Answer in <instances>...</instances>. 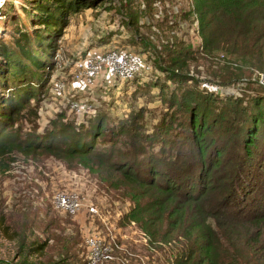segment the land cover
I'll return each instance as SVG.
<instances>
[{
  "label": "rangeland",
  "instance_id": "rangeland-1",
  "mask_svg": "<svg viewBox=\"0 0 264 264\" xmlns=\"http://www.w3.org/2000/svg\"><path fill=\"white\" fill-rule=\"evenodd\" d=\"M27 1L5 0L0 45H10L16 25L23 24L30 32L22 10ZM94 3L66 17L41 93L14 115L10 135L18 141L36 139L38 145L32 154L14 152L8 170L0 173V264H84L85 238L91 235L111 246V258L96 264H172L168 244L149 242L138 225L122 220L132 206V189H145L123 178L116 167L95 174L74 158L60 157L71 141L83 138L88 143L85 136L99 122L105 127L93 148L111 153V162L137 154L144 162L150 157L164 171L168 163L182 164L187 150L185 119L177 105L166 102L169 95L197 99L224 116L212 128L211 137L223 146L219 163L225 161L226 167L212 169L207 182L212 193L204 202L212 211V234L219 237V227L230 220L229 214L244 209V204L232 206L238 200L233 187L237 193L252 188L248 199L264 207V157L242 163L239 147L233 143L245 120L256 115L253 105L261 104L264 112V72L259 71L256 53L241 37L225 40L214 35L213 42L203 44L197 19L190 12L191 0ZM108 49L142 56L144 71L129 81L103 75L91 88L78 85L72 78L73 62ZM173 58L185 63L179 71L185 77L180 84L162 71ZM73 104L88 109L78 114ZM261 128L258 148L264 145ZM45 144L56 147L57 153L45 152ZM57 192L77 193L83 204L94 205L98 216L92 220L84 211L69 215L55 210L51 198ZM249 223L243 227L250 233ZM40 244L42 252L32 253ZM226 250L219 258L221 264H264L263 257L253 256L246 247Z\"/></svg>",
  "mask_w": 264,
  "mask_h": 264
},
{
  "label": "trees",
  "instance_id": "trees-1",
  "mask_svg": "<svg viewBox=\"0 0 264 264\" xmlns=\"http://www.w3.org/2000/svg\"><path fill=\"white\" fill-rule=\"evenodd\" d=\"M93 4L94 0H28L22 10L30 32L23 24L20 28L16 25V37L10 45H0V173L8 170L14 152L32 154L37 149L36 139L18 141L10 135L14 115L26 102L41 93L43 75L51 66L50 59L55 53L60 32L66 25V17ZM3 5H7L5 0L0 5V16L5 18ZM190 6V12L197 19L203 44L213 42L217 38L214 35L225 40L241 37L256 53L259 71L264 72L260 68L264 64V0H191ZM184 64L178 58H173L167 69L162 71L170 81L180 84L185 78L179 72ZM166 102L177 105L181 119H185L182 121L185 124L187 150L185 157H181L184 159L182 164L173 166L175 163H168L170 167L164 171L153 164L150 157H147L149 162H144L141 158L137 159V154L111 162V153L93 148L95 137L105 127V123L100 125L99 122L85 136L90 140L88 143L83 138L75 139L61 149L60 157L74 158L95 174L102 169L116 167L115 170L120 171L123 178L145 189L141 192L132 189V206L122 220L138 225L149 242L168 244L172 264H221L219 258L227 252V247H232L234 251L246 247L253 256L264 258V245L260 243L264 241V207L260 208L258 201L250 202L248 199L252 188H240L239 193L238 188H232L238 199L232 202V206L244 204V209L229 214L230 220L219 227V237L212 234L213 215L204 202L206 196L212 193V185L207 183L211 179L212 169L226 167L225 161L219 163L223 146L211 137L212 128L218 122H223L224 116L185 95H169ZM255 105L252 108L258 109L256 115L246 119L244 126L233 135L236 137L233 143L239 147L238 159L242 163L261 155L264 157V145L258 148L256 144L264 126V112L261 104L258 108V103ZM42 148L50 154H56L58 150L50 144ZM240 173L243 179L242 171ZM239 222L243 224L239 226ZM248 222L250 233L243 227ZM161 224L164 225L163 231L159 230ZM43 248L44 245H37L32 253H40Z\"/></svg>",
  "mask_w": 264,
  "mask_h": 264
},
{
  "label": "built area",
  "instance_id": "built-area-1",
  "mask_svg": "<svg viewBox=\"0 0 264 264\" xmlns=\"http://www.w3.org/2000/svg\"><path fill=\"white\" fill-rule=\"evenodd\" d=\"M144 68L142 56L130 51L108 49L75 60L72 66V78L76 83H79L78 85L91 88L94 86L97 77L104 75L106 78L124 82L132 80L141 71H144ZM57 88L59 89L60 86L55 87V89ZM71 108L78 114H82L88 109L80 104H73ZM51 202L55 210L64 214L75 215L84 211L92 220L98 216L94 205L91 203L83 204L75 192H57L52 196ZM85 244L87 253L84 264H96L111 258L109 255L110 243L91 235V237L85 238Z\"/></svg>",
  "mask_w": 264,
  "mask_h": 264
},
{
  "label": "bare ground",
  "instance_id": "bare-ground-1",
  "mask_svg": "<svg viewBox=\"0 0 264 264\" xmlns=\"http://www.w3.org/2000/svg\"><path fill=\"white\" fill-rule=\"evenodd\" d=\"M0 2L2 3V2H3V0H1ZM1 3H0V5H1Z\"/></svg>",
  "mask_w": 264,
  "mask_h": 264
}]
</instances>
